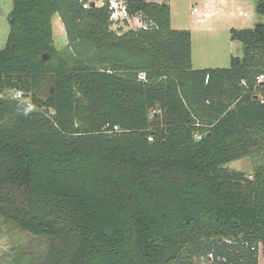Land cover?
Instances as JSON below:
<instances>
[{"label": "trees", "instance_id": "trees-1", "mask_svg": "<svg viewBox=\"0 0 264 264\" xmlns=\"http://www.w3.org/2000/svg\"><path fill=\"white\" fill-rule=\"evenodd\" d=\"M127 4L147 28L113 30L108 2L13 0L0 216L51 240L41 264H260L264 162L228 165L264 152V23L231 29L229 68L194 69L168 2Z\"/></svg>", "mask_w": 264, "mask_h": 264}, {"label": "rangeland", "instance_id": "rangeland-1", "mask_svg": "<svg viewBox=\"0 0 264 264\" xmlns=\"http://www.w3.org/2000/svg\"><path fill=\"white\" fill-rule=\"evenodd\" d=\"M161 1V0H158ZM171 5L172 28L176 30H189L192 33V58L194 69L203 68H229L231 56L242 57L244 50L238 41L231 40V28H255L264 23V15L257 13L258 0H212L209 7L205 0H162ZM234 1L241 5L245 12L233 10ZM98 0V6L103 5ZM198 8V13H193ZM13 10V0H0V49L8 44L10 34V14ZM233 12H236L234 14ZM243 12V13H244ZM206 13H208L206 15ZM54 40L65 57L73 55L68 48L69 38L65 26L59 15H55ZM121 24V23H120ZM140 21L131 19L127 23L114 25L112 29L122 31L139 28ZM232 43H235L232 45ZM237 45V46H236ZM263 95V93H261ZM255 162H264V152L255 158L246 157L236 160L228 168L232 171H241L252 174ZM51 245L48 238L33 236L22 230L16 223L5 220L0 216V264H41L44 261ZM262 247L260 251L262 252ZM260 252V254H262ZM264 259L260 255V261Z\"/></svg>", "mask_w": 264, "mask_h": 264}, {"label": "built area", "instance_id": "built-area-1", "mask_svg": "<svg viewBox=\"0 0 264 264\" xmlns=\"http://www.w3.org/2000/svg\"><path fill=\"white\" fill-rule=\"evenodd\" d=\"M82 2L85 9H88L92 7V4L95 3V5L98 4V0H80ZM104 4L108 2L109 9H110V20L114 25H121L122 23H126V21H131V19H135L140 21L139 28H147V24L143 23L138 16L136 17H130L129 11H128V4L127 0H103ZM198 11V8H194L193 13H196ZM121 23V24H120ZM141 79H145V74L142 73L140 75ZM259 83L264 84V75L260 76L258 78ZM16 99H23L24 93L22 91H16L13 95ZM118 129V127H115Z\"/></svg>", "mask_w": 264, "mask_h": 264}, {"label": "crops", "instance_id": "crops-1", "mask_svg": "<svg viewBox=\"0 0 264 264\" xmlns=\"http://www.w3.org/2000/svg\"><path fill=\"white\" fill-rule=\"evenodd\" d=\"M149 2H158V3H164L165 1H158V0H148ZM212 0H205V3L206 4H208L207 6L209 7V5H210V2H211ZM218 1H222V2H224V1H228V0H218ZM104 5V4H103ZM103 5H100V6H103ZM96 6H98V4L96 5ZM239 10V14L242 16V15H244L245 16V12H244V10H243V8L241 7V5H239L238 3H236L235 1H234V3H233V10ZM199 12V9H198V11L196 12V13H198ZM244 12V13H243ZM234 14H236V12H233ZM208 13H206V15H207ZM55 17V16H54ZM54 19V18H53ZM54 24V23H53ZM232 29V28H231ZM232 40V39H231ZM235 43H232V45H234ZM235 46V45H234ZM237 46V45H236ZM234 55H232L231 56V58L233 57ZM231 65V64H230ZM194 68V67H193ZM203 69H205V68H203ZM260 264H264V259L263 260H261L260 261Z\"/></svg>", "mask_w": 264, "mask_h": 264}, {"label": "water", "instance_id": "water-1", "mask_svg": "<svg viewBox=\"0 0 264 264\" xmlns=\"http://www.w3.org/2000/svg\"><path fill=\"white\" fill-rule=\"evenodd\" d=\"M94 6H96L95 3L92 4V7H94ZM47 59H49V58H46V57H45V60H47Z\"/></svg>", "mask_w": 264, "mask_h": 264}]
</instances>
